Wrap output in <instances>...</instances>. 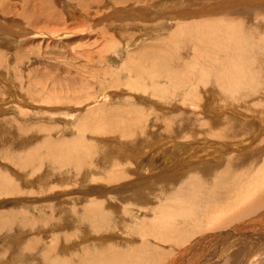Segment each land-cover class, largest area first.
I'll return each mask as SVG.
<instances>
[{
	"label": "rangeland",
	"instance_id": "374dc122",
	"mask_svg": "<svg viewBox=\"0 0 264 264\" xmlns=\"http://www.w3.org/2000/svg\"><path fill=\"white\" fill-rule=\"evenodd\" d=\"M259 8L264 10V0H0V264H85L87 256L97 261L113 249L126 259L137 247L145 250L136 233L142 221H128L121 212L127 205L152 206L160 185L178 190L193 171L218 169L235 156L236 165L255 164L264 175V115L246 112L240 100L215 89L194 90L201 69L208 71L205 78L213 76L211 66L198 67L191 43L183 44L188 57L179 62L180 78L185 67L192 71L183 91L161 80L174 98L154 97L149 85V78H165L167 67L156 68L155 59L167 57L164 40L177 30L212 16L247 20ZM137 82L145 88L134 90ZM186 93L197 95L196 111L187 99L183 105ZM178 117L183 127L165 132L162 123L174 125ZM203 121L235 134L229 140L193 134ZM167 162L175 167L152 178L155 167ZM109 199L117 200L106 204L109 224L88 226L78 212ZM220 202L224 210H207L199 231L190 228L180 237L181 247L146 237L148 248L157 250L145 264H264L263 209L248 218L249 210L237 208L232 198Z\"/></svg>",
	"mask_w": 264,
	"mask_h": 264
},
{
	"label": "bare ground",
	"instance_id": "6f19581e",
	"mask_svg": "<svg viewBox=\"0 0 264 264\" xmlns=\"http://www.w3.org/2000/svg\"><path fill=\"white\" fill-rule=\"evenodd\" d=\"M250 13H254V15L253 17L247 20L236 19L237 17L233 18L229 15L227 16L224 15L221 17L212 16L210 18H207V19L205 18L203 20H200L195 23H191L189 25L187 24L185 28H182L183 30L179 29L175 32V34L174 32H172L171 35L173 34L174 35L172 37L170 36L171 38H168V40H164L165 46L163 48V51L164 52L167 51L166 56L168 58L167 57L164 58L163 56L160 57L159 55H158L159 57L157 56L156 58L155 54H151L153 55L154 58H156L155 60L157 62V65L156 66L153 65V66H155L156 68L160 67V70L162 67L161 71H163L164 70L163 68H166V67L168 70L167 71L165 70L166 72L163 71L161 74L165 78H160V77L149 78L151 80L149 84L151 86L150 94H152L154 97L159 96L160 98H165L167 96L173 97L172 95L169 96L170 94L169 92L164 91V88H166L165 86H162L161 84H159L161 80L162 81L166 80L169 83V85L171 84L172 86L170 88L175 92L176 90H179L180 86H183L187 82V80H191V79H188V77H190L189 74H191L192 71L190 72L189 69H187L186 67L183 69V73L181 72L182 78H180V68L181 67L179 65L180 59L183 56L182 52L187 47L186 45V47L184 48L183 44L191 43L192 44V47H191L192 54L193 52L196 53L193 55V57H196L199 55L198 56L199 60L197 59L198 61H196V63L198 64V67L200 64H203L204 66H207V67L211 66V68L209 69L213 76V78H205L204 74L208 73V71H204L205 68L201 69L202 71H199V74L201 75V77L196 78V80H193L194 83L192 86L194 90H197L199 88L215 89V91L219 92L220 96H225V98H228L229 100H233V101L236 99L240 100L239 102L241 103V105L245 107L243 108L246 110V112L256 114V115H261V116L264 115V10H260L259 8V10H255V11L252 10ZM178 31H180V36H177ZM165 35L167 38L168 37L167 34ZM150 48L154 49L157 47L153 45ZM173 49L178 50L180 54L175 53ZM143 53L144 52H142V54ZM161 55H163V53ZM187 57L188 56H186L185 58ZM146 58H145V64L147 65L148 59ZM172 62L177 64V66L179 67V70L178 68L173 69ZM188 65L189 64H186L187 67ZM149 68L151 69L153 67L149 66ZM145 70L149 72L148 67L145 68ZM176 74H177V77L173 78V76ZM153 80H155V83H152ZM142 82H137V84H135L134 86V90L136 89L141 90V88L144 89L145 84ZM209 84L211 85L209 86ZM140 86H143V87H140ZM188 86L190 85L188 84ZM180 90L183 91L182 89ZM187 91H188V88H187ZM174 93L172 94L174 95ZM187 93L184 95L183 105H185L184 103H185V100L187 99V102L189 101V104L191 106L190 111H196L197 109L196 106L198 105V103H200V101L197 100L198 99L197 95L189 96L187 95ZM240 93H243V95L241 96ZM173 101H176V99H173ZM181 109H185V108H181ZM233 114H237L238 117L241 118L242 120L246 118L245 117L246 115L244 116L243 111L241 109L234 110ZM115 121H118V120H115ZM158 121L162 123V120H158ZM198 121H200V119ZM226 121H227V124L230 123L229 119H227ZM167 122L172 123L170 121H167ZM172 124L174 125H168V124L162 123V126H165L166 128V130L164 131L172 132L171 128L175 129V128L183 127L182 124H180L179 117L174 119ZM191 125L192 127L190 128H185L186 127L185 126L184 127L185 129H183V131H186V130L188 131L190 129L192 130V128H194L196 123L194 122ZM209 125L210 124L208 122L203 121V123H200L199 125L201 126L200 128L193 129V134H195L196 132L197 133L200 132L203 135H207L209 137H215V138H222V137L230 135L228 138L225 137L226 139L229 140V138H231L234 133V132L232 134H229L230 132H228V134L221 133V131L219 132L218 130L212 129V127H210ZM239 130L237 131L238 133L236 132V135L243 132L242 128ZM180 133L182 134L181 131ZM169 137H172V135ZM204 142L210 144V142L206 140H204ZM172 143L173 142H168L167 144H170L173 146ZM179 145L185 146L186 144L181 143ZM238 147H243L242 143L238 144L236 148L229 147V149L226 148L225 150H227V152H233L234 149H237ZM217 153H224V150H220V151L217 150ZM72 157L73 155H71V158ZM29 158H31V156H29ZM239 159L240 158L236 156L231 157L226 160L225 165L223 164L221 167L218 166L219 167L218 169L216 168L214 170L213 169L210 171L208 170L203 174L202 172L193 171L190 174L189 179L187 181H184L180 185V188L178 190L170 188V186L167 184H165L167 186L160 185L155 190L153 200L156 203L153 204L152 206H145V207L137 208V207L127 205L121 211L124 217L126 218V220L133 222L134 219L138 217L140 221H142V224L139 223V225L136 227L137 228L136 233H137V236L141 237L143 240V245L145 246L144 251L141 247H137L136 250L133 249L136 252L134 251L129 252L127 254L128 257L124 259L121 256L116 255V251H115L116 249H113L111 254L108 253L107 251L102 252V254H98L97 261L95 258L87 256L88 259L82 262L85 264H145V262L148 260L147 256L151 255V253H154L157 250V249L152 250L148 248L149 245L145 243V240L147 239L146 237H149V236L153 237L155 241L161 246L165 244L167 245L171 244L173 248L181 247L180 237L183 235H186L188 233L187 230L190 228H193L197 230L198 232L199 230L196 228H197V225L201 223V222L200 223L198 222L200 220L199 218L201 217L203 218V215L207 210H211L213 208L215 209L216 207L218 208V210L220 209L224 210L225 205L224 207L222 206L224 202L221 203L220 201L225 200V198H232V200L236 202L235 204L238 205L237 208L239 209L247 208L249 210L248 211L246 209L244 210V212L241 211L242 212L241 214L237 213L239 216V219H241L240 216L244 215L246 211H248L246 213V216L248 218L255 217L254 216L255 214H260L258 212H260L261 210L258 211V209L262 208L264 211V175H262L263 172L262 171L260 172L258 170L260 167H258L257 165H256L257 167H255V164H253V162H256V159L250 162V164H253V165H248L247 167L241 163H240V166L236 165L237 163H239ZM157 163H153V164H157ZM143 165L144 164L140 166H142L143 167L142 169L144 170L146 169L145 168L146 165L145 166ZM174 167H175L174 164L169 165L168 162L166 164L165 163L161 164L160 166L155 167L157 172H155L152 175V178L157 176L158 173H161V174L165 173L166 171H170L171 168H174ZM151 174L149 173V175ZM253 174H256L258 177L255 179L250 178L253 176ZM111 199H114V198H111ZM111 199L107 200L106 202H103V201L96 202L95 201V202L89 203L85 208H83L82 211L78 213L82 215V217L86 216L84 218L87 221H89L87 222L88 226L92 228L93 227L104 228L109 224L108 221H110L112 217V214L109 213L110 210L108 209L109 210L108 211L106 209V204L109 206H114L117 203L116 202L117 200L115 201ZM235 204H232V205L234 206ZM188 209L190 210L192 209L193 212L190 210L188 211ZM149 213H152L151 215L153 216V219L149 220L150 222L148 225L147 222H145V219H146V215H148ZM224 218H226V216ZM211 219L209 217L210 222H211ZM229 221H230L229 223L233 222L232 219ZM206 229H204V231ZM200 230L202 231V229ZM197 232L196 234H198ZM100 240H103V239H100ZM162 249L163 248H161V250ZM142 253H145V256L139 255Z\"/></svg>",
	"mask_w": 264,
	"mask_h": 264
}]
</instances>
